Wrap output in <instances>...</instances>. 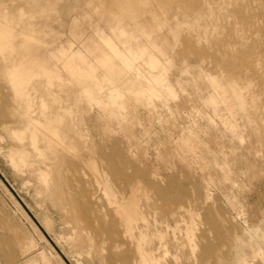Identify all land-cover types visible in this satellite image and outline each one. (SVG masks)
Returning a JSON list of instances; mask_svg holds the SVG:
<instances>
[{
    "label": "rangeland",
    "instance_id": "1",
    "mask_svg": "<svg viewBox=\"0 0 264 264\" xmlns=\"http://www.w3.org/2000/svg\"><path fill=\"white\" fill-rule=\"evenodd\" d=\"M92 2L81 13L89 19L72 33L58 32L55 20L37 27L30 0H0L13 49H0V264H144L150 249L158 264H264V179L240 166L259 160L253 129L264 104L247 71L226 76L222 68L238 47L251 49L250 64L260 63L258 0L248 36L236 34L229 0H189L178 17L179 46L202 54L183 66L170 54L175 41L166 21L149 25V38L127 23L125 10ZM103 40L130 62L123 83L112 82L119 62L104 58ZM22 56L27 67L16 71ZM69 78L83 93L75 107L59 84ZM166 87L189 93L175 113L176 102L162 99ZM43 114L51 125L45 134L35 130L34 148L27 117L42 122ZM16 150L23 161L10 157ZM124 201H134L147 221L145 239L139 219L126 232L113 204Z\"/></svg>",
    "mask_w": 264,
    "mask_h": 264
},
{
    "label": "snow or ice",
    "instance_id": "2",
    "mask_svg": "<svg viewBox=\"0 0 264 264\" xmlns=\"http://www.w3.org/2000/svg\"><path fill=\"white\" fill-rule=\"evenodd\" d=\"M189 3V0H105V7L107 10L123 9L128 13V16L124 17L127 23L134 25L137 29L143 30L148 33L151 38L152 33L148 32L149 25L153 27L159 26L163 28L165 21L172 28V34L170 39L175 41L172 43V58L176 65L183 66L182 62L189 57L199 56L202 53L193 51L191 49H184L179 46V37L181 35V25L178 17L180 11L183 10ZM94 3L92 0H30L28 8L31 10V17L37 23V27H41L48 21L55 20L57 25V31H65L76 33L80 30L83 21L89 19L88 16L81 13L85 9L93 8ZM206 7H213L208 4ZM226 7L231 10L230 19L236 20V34H240V30L244 29V35L248 36L252 30L257 27L254 11L257 7V0H229ZM259 8V34H260V63L258 65L250 64L252 59V51L242 50L237 48L236 52L228 58L225 64L222 65L223 72L226 76H230L235 72H239L241 75L247 71L250 76L249 87L258 85L260 88L261 101L264 104V0H258ZM169 10H171L169 12ZM174 14V15H173ZM172 16V19H168ZM177 22L173 24L172 20ZM0 49L13 50L9 47V44L0 43ZM258 69V77L256 79L255 70ZM5 78L7 81H11L13 78L12 70L6 69ZM51 87L57 86V78L53 77L50 82ZM61 87H65L67 90V96L69 103H73L74 107L82 103V92L74 91L76 87L75 81L69 78L67 81L63 79L59 80ZM189 93L179 88L166 87V94L162 99H165L168 103L172 101L176 102V108L172 111L175 113L179 107L186 104V98ZM258 133L261 144V151L258 153L259 160L248 159L246 165H240L245 167L247 173L252 176L259 174L264 179V110L261 112L260 124L257 128L253 129V134ZM243 143V141H241ZM236 164H240L239 158H237ZM241 238H237L236 243H240ZM111 264H130L128 261L117 260L112 261ZM218 264H237V262L222 259ZM242 264H252L251 260L244 261Z\"/></svg>",
    "mask_w": 264,
    "mask_h": 264
},
{
    "label": "bare ground",
    "instance_id": "3",
    "mask_svg": "<svg viewBox=\"0 0 264 264\" xmlns=\"http://www.w3.org/2000/svg\"><path fill=\"white\" fill-rule=\"evenodd\" d=\"M5 22V21H4ZM183 26V25H182ZM199 29V28H198ZM10 33V30H9V28H8V26L7 25H5V23H3L2 21H0V43H4V44H10L8 41H7V35ZM105 41L103 40V43H104ZM108 42V41H107ZM106 42V44H107V46H108V48H109V50L108 49H106L105 51H109L110 53L108 54L107 52V54H105V57L104 58H106V57H108L109 58V56L111 57H117L116 59L118 60V62H119V64H118V71H117V69H116V71H117V77H116V79H114L112 82H117V83H115V84H118V82H122V80L124 79V77H127V76H124L125 75V71L130 67L131 69H132V67L130 66V62L128 61V59H126L125 57H123V56H121L119 53H118V51H117V49L115 48V45L113 46L112 44H110L111 43V40H110V42L109 43H107ZM105 44V43H104ZM106 44H105V46H106ZM10 51V50H9ZM10 55V54H9ZM31 55V54H30ZM15 59V58H14ZM18 63H16V64H14L13 65V68L17 71L19 68H23V67H25L26 66V57L25 56H22V57H19L18 59ZM104 61H106V59H103ZM108 60V59H107ZM69 63H71V62H69ZM104 63V62H103ZM72 64V63H71ZM149 65H150V67H152V68H155V67H157L158 65H159V62L157 61V60H155V59H153V58H151V60L149 61ZM72 66H73V64H72ZM102 66H103V64H102ZM110 66H111V64H110ZM27 67V66H26ZM106 67V66H105ZM77 69V68H76ZM134 69H136L135 67H134ZM166 69H167V67H166ZM71 71V70H70ZM165 71V70H164ZM30 73H32V72H30ZM75 73V72H74ZM83 73V72H82ZM81 73V74H82ZM86 73V72H85ZM137 73V72H136ZM72 74H73V72H72ZM165 74V73H164ZM14 75V74H13ZM83 75V74H82ZM93 75V74H92ZM128 75V74H127ZM132 75V74H131ZM158 75V74H157ZM73 76V75H72ZM162 76V75H161ZM161 76H158V80H160V79H162L161 78ZM15 78H17L16 76H14ZM25 77V76H24ZM129 77V76H128ZM134 77V80H137L138 82H141L142 81V77L139 75V74H136V75H134L133 76ZM163 77V76H162ZM14 80H16V79H14ZM20 80V79H19ZM213 80V79H212ZM109 81V80H108ZM109 82H111V81H109ZM112 82H111V84H112ZM159 82V81H158ZM213 82H215V80H213ZM16 83V82H15ZM119 83V84H120ZM123 83V82H122ZM216 83V82H215ZM149 84L151 85V87L153 88V89H155L156 88V86H154L151 82H149ZM127 85V84H126ZM218 85V84H217ZM20 86V85H19ZM123 86V85H122ZM131 86H132V84L131 83H129L128 84V88H131ZM219 86V85H218ZM121 87V86H120ZM127 87V86H126ZM220 87V86H219ZM127 88V89H128ZM123 89V88H122ZM157 90V89H156ZM219 90H221V89H219ZM128 91V90H127ZM149 91H152L153 92V90L152 89H150L149 88ZM102 103V102H101ZM215 103V102H214ZM42 117H43V121L41 122V121H37L36 119H34L32 116H28L27 117V126L25 127V129H28L29 131H30V141H31V145L34 147V148H36V137H35V130H38V132H39V130H41V132L43 131V130H47L49 127H50V125H51V119L46 115V114H43L42 115ZM18 131L19 130H15L14 129V133H16V134H20V132L18 133ZM44 132V131H43ZM40 133V132H39ZM43 134H45V132L43 133ZM46 134H47V132H46ZM21 135V134H20ZM20 135H18V136H20ZM24 136V135H23ZM20 137H22V135L20 136ZM49 137V136H48ZM50 138H52L51 136H50ZM23 139V138H22ZM25 139V138H24ZM58 140V139H57ZM23 141H25V140H23ZM58 142V141H57ZM54 143H56V142H54ZM58 144H59V142H58ZM61 144V143H60ZM59 144V145H60ZM62 145V144H61ZM63 147V146H62ZM17 154H23L24 155V152L23 151H21V150H16V151H14V152H12L11 154H10V157L11 158H13L14 159V157H15V155H17ZM22 156V155H21ZM17 157V159L19 158L20 160L22 159V161H23V156H22V158H20L18 155L16 156ZM75 157V156H74ZM21 161V162H22ZM51 162V161H50ZM49 162V163H50ZM18 163H20V162H18ZM25 163V162H24ZM94 163V162H93ZM15 164V163H14ZM21 165H22V163H21ZM96 166V165H95ZM93 167V166H92ZM18 168L20 169V167L18 166ZM95 168V167H94ZM21 170V169H20ZM94 169L92 168V171H93ZM97 171V170H96ZM103 176V175H102ZM99 177V176H98ZM104 177V176H103ZM105 189H106V187H105ZM74 196V195H73ZM69 203H70V205H72V207L74 206H76V204H75V201H73V200H69L68 201ZM80 202V201H79ZM128 202V201H127ZM133 203H134V201H133ZM133 203H126L125 201L122 203V204H119V203H113L114 205H115V212L116 213H118V214H120L121 215V218H122V220L125 222V225H126V232H130L134 227H132V223L134 222V221H136V220H141L143 223H144V227H142L141 229H139V238L140 239H145V237H146V229H147V227H148V223H147V221L145 220V218H144V216H143V214H141L140 212H139V210H137L136 209V207H135V205L133 204ZM89 204V203H88ZM77 209V208H76ZM109 215V212H107V213H103V215L102 216H104V217H107ZM87 217V216H86ZM87 219V218H86ZM103 224H105V223H103ZM114 221H111L110 222V226L112 227V228H114ZM119 228V227H118ZM108 236V235H107ZM107 236H105V237H107ZM161 238H162V236H161ZM112 239V238H111ZM191 241H192V239H191ZM193 244V243H192ZM135 246V245H134ZM133 246V247H134ZM196 247V246H195ZM128 249V248H127ZM126 249V250H127ZM197 249V248H196ZM163 250V249H162ZM209 250V249H208ZM152 249H150L149 251H146V252H143V255H142V258H143V262H144V264H158V261H157V259L153 256V254H152ZM258 254V253H257ZM134 255V254H133ZM124 258V257H123ZM126 258V257H125ZM167 258V257H166ZM120 259H121V257H120ZM109 263L111 264V261H109ZM167 264H170V263H167Z\"/></svg>",
    "mask_w": 264,
    "mask_h": 264
}]
</instances>
